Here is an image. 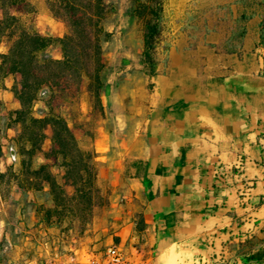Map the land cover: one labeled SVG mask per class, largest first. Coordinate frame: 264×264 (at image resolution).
Segmentation results:
<instances>
[{
	"label": "crops",
	"instance_id": "0c3cea01",
	"mask_svg": "<svg viewBox=\"0 0 264 264\" xmlns=\"http://www.w3.org/2000/svg\"><path fill=\"white\" fill-rule=\"evenodd\" d=\"M251 37L244 29L229 50L213 40L170 46L152 78L154 92L136 114L127 122L112 118V127L102 119L93 149L98 179L111 191L114 233L107 243L128 250L138 243L150 264H215L229 251L245 252L248 243L254 254L261 249L264 48L259 34ZM18 81L17 74L0 78V115L20 108L12 93ZM100 101L113 114L118 109L115 96ZM79 105L92 113L86 87ZM16 133L8 129L6 138ZM51 133L46 122L44 151ZM2 153L1 171L17 159L12 147L2 146Z\"/></svg>",
	"mask_w": 264,
	"mask_h": 264
},
{
	"label": "trees",
	"instance_id": "16d2710c",
	"mask_svg": "<svg viewBox=\"0 0 264 264\" xmlns=\"http://www.w3.org/2000/svg\"><path fill=\"white\" fill-rule=\"evenodd\" d=\"M131 1L140 11V58L147 66L148 75L152 76L157 66L153 55L160 34L161 4L159 0ZM23 2L0 0V38L10 42L7 52L0 54V78L19 75L12 93L20 105L18 110L0 115V123L4 121L3 127L0 126V138H6L8 129L17 131L11 139L17 166L0 170V187L8 176L5 182H14L21 193H41L47 188L52 206L44 213L37 212L36 219L59 233L58 227L65 217L77 219L84 226L88 224L99 167L94 149L81 148L64 115L55 110L52 101L57 91L75 87L79 92L81 83L86 80L94 103L100 104L102 55L109 42V34L103 28L105 3L104 0H59L69 27L68 33L60 38L40 34L27 21L9 13L10 8ZM259 38L264 48V20ZM53 47H59L60 59L49 55L48 50ZM39 103L44 110L37 108ZM46 122L52 128L47 152L42 149ZM2 155L0 142V158ZM40 159L43 162H38ZM262 243L258 252L259 259L264 260V239ZM251 246L248 243L247 247ZM251 253L252 249L248 251ZM243 259L248 262L250 257L245 253Z\"/></svg>",
	"mask_w": 264,
	"mask_h": 264
},
{
	"label": "rangeland",
	"instance_id": "374dc122",
	"mask_svg": "<svg viewBox=\"0 0 264 264\" xmlns=\"http://www.w3.org/2000/svg\"><path fill=\"white\" fill-rule=\"evenodd\" d=\"M161 4L160 34L156 42L154 60L166 62L169 47L172 45H209L224 44V50L232 49L240 43L242 31L249 29L251 39L260 32L261 22L264 20V1L262 0H159ZM105 19L104 31L109 34L102 55L104 68L101 71L103 84L102 95L108 94L118 98V109L105 110L100 104H95L89 90V83L84 80L80 89L86 87L92 97V113L84 115L80 111L79 92L75 87L67 91H57L52 104L55 110L62 113L79 140L81 148L93 149V140L98 126L103 120L112 127V118H121L127 122L129 116L136 114V107H141L144 97L148 98L154 92L153 79L158 75H148L147 66L141 61L142 51V26L139 19L138 6L131 0H104ZM9 13L27 21L43 35L60 38L69 31L64 12L59 0H24L16 7L10 8ZM1 17V12H0ZM227 45V46H226ZM10 42L0 38V49L8 50ZM226 46V47H225ZM48 53L54 59L61 56L59 47H53ZM145 66V67H144ZM94 86V85H93ZM47 98V97H46ZM101 98V97H100ZM47 100V99H46ZM38 109L44 110L42 103ZM4 114L3 116H5ZM4 121L0 123L3 127ZM2 146L14 147V143L7 138H0ZM48 146L49 151L50 144ZM5 157H9L5 151ZM1 162V161H0ZM15 167L16 160H9ZM38 162H43L40 159ZM5 171V168L3 169ZM8 176L5 178L7 180ZM4 184L2 190V205H0V264H8L13 253L8 250V241H13L14 223L20 217L31 224L38 215L44 213L52 206L47 188L41 193H15L14 182ZM92 192V214L87 225H82L77 219L63 218L59 225V235L66 243L73 241L76 244L98 248L106 244L107 239L113 235V219L109 212V197L111 194L108 181L98 179ZM71 193L72 190L68 189ZM114 240V237H113ZM258 240V239H257ZM254 246L247 247L241 254L229 251L215 264H264L259 259V247L256 254H248ZM264 252V251H263ZM250 257L245 262L243 256ZM254 257V258H253ZM259 259V260H258Z\"/></svg>",
	"mask_w": 264,
	"mask_h": 264
},
{
	"label": "built area",
	"instance_id": "2783aa9c",
	"mask_svg": "<svg viewBox=\"0 0 264 264\" xmlns=\"http://www.w3.org/2000/svg\"><path fill=\"white\" fill-rule=\"evenodd\" d=\"M13 241L7 247L13 256L8 264H150L144 250L106 243L90 248L75 241L66 243L58 231L43 226L36 218L29 224L18 217Z\"/></svg>",
	"mask_w": 264,
	"mask_h": 264
}]
</instances>
